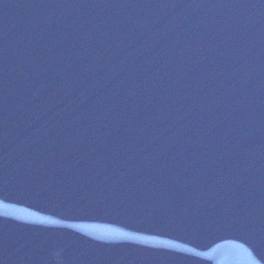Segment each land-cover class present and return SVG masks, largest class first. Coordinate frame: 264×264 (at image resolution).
<instances>
[{"label": "water", "instance_id": "95a60500", "mask_svg": "<svg viewBox=\"0 0 264 264\" xmlns=\"http://www.w3.org/2000/svg\"><path fill=\"white\" fill-rule=\"evenodd\" d=\"M97 264H264V0H75Z\"/></svg>", "mask_w": 264, "mask_h": 264}, {"label": "snow or ice", "instance_id": "6c2138e0", "mask_svg": "<svg viewBox=\"0 0 264 264\" xmlns=\"http://www.w3.org/2000/svg\"><path fill=\"white\" fill-rule=\"evenodd\" d=\"M0 246H2V244H0Z\"/></svg>", "mask_w": 264, "mask_h": 264}]
</instances>
